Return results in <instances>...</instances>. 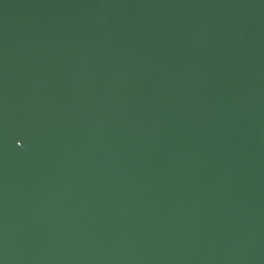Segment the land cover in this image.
Here are the masks:
<instances>
[{
  "label": "water",
  "instance_id": "obj_1",
  "mask_svg": "<svg viewBox=\"0 0 264 264\" xmlns=\"http://www.w3.org/2000/svg\"><path fill=\"white\" fill-rule=\"evenodd\" d=\"M0 264H264V0H0Z\"/></svg>",
  "mask_w": 264,
  "mask_h": 264
}]
</instances>
